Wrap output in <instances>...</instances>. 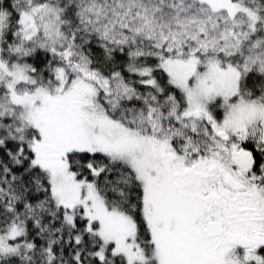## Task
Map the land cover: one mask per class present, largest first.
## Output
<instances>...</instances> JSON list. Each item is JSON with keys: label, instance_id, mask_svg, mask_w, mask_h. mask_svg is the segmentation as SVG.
Masks as SVG:
<instances>
[{"label": "snow or ice", "instance_id": "obj_1", "mask_svg": "<svg viewBox=\"0 0 264 264\" xmlns=\"http://www.w3.org/2000/svg\"><path fill=\"white\" fill-rule=\"evenodd\" d=\"M0 264H264V0H0Z\"/></svg>", "mask_w": 264, "mask_h": 264}]
</instances>
